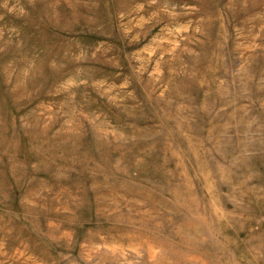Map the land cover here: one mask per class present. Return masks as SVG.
<instances>
[{
  "label": "rangeland",
  "instance_id": "obj_1",
  "mask_svg": "<svg viewBox=\"0 0 264 264\" xmlns=\"http://www.w3.org/2000/svg\"><path fill=\"white\" fill-rule=\"evenodd\" d=\"M0 264H264V0H0Z\"/></svg>",
  "mask_w": 264,
  "mask_h": 264
}]
</instances>
